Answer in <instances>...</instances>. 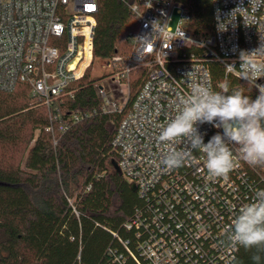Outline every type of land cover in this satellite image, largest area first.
<instances>
[{
	"label": "built area",
	"instance_id": "obj_1",
	"mask_svg": "<svg viewBox=\"0 0 264 264\" xmlns=\"http://www.w3.org/2000/svg\"><path fill=\"white\" fill-rule=\"evenodd\" d=\"M123 1L136 29L129 54L110 59L115 71L96 84L100 110L66 107L76 99L77 83L94 60L97 0H0V91L27 89L38 105L46 107V131L54 144L56 135L97 114H122L112 140L116 165L135 186L141 204L125 225L133 231L132 241L119 239V248L109 247L104 264H234L240 246L230 245L224 230L254 192L264 189V171L237 159L227 178H214L200 152H193L183 166L165 171L160 161L173 145L160 144L157 136L176 114L180 98L190 92L188 72L194 71L197 81L217 91L227 77L238 79L237 72L226 66L235 62L238 69L240 52L260 47L264 4L254 8L249 0H208L212 33L198 39L186 27L189 14L181 1ZM174 12L177 21L171 27ZM154 21L163 29L164 44L157 38L155 51L151 44L143 49L137 39L151 41ZM177 29L184 31L185 39L169 40ZM209 62L223 67V81L213 82ZM137 69L143 71V80L130 101ZM256 84L264 85V78ZM198 130L205 143L223 131L207 123ZM233 153L237 155L235 147Z\"/></svg>",
	"mask_w": 264,
	"mask_h": 264
},
{
	"label": "trees",
	"instance_id": "obj_2",
	"mask_svg": "<svg viewBox=\"0 0 264 264\" xmlns=\"http://www.w3.org/2000/svg\"><path fill=\"white\" fill-rule=\"evenodd\" d=\"M92 44L93 61L131 50L136 26L123 0H97ZM186 7L187 29L194 38L212 33L208 0H179ZM215 84L224 80L223 67L208 63ZM87 70L78 81L72 110H100L102 102ZM143 71L135 70L130 101L140 87ZM229 88L249 84L229 76ZM48 109L38 105L27 89L0 91V264H104L109 247L133 239L125 225L140 206L129 182L116 170L112 140L122 114H97L57 137L46 131ZM264 171V167H258ZM76 212V213H75ZM255 250L240 247L234 264H254ZM260 264H264L261 254Z\"/></svg>",
	"mask_w": 264,
	"mask_h": 264
},
{
	"label": "clouds",
	"instance_id": "obj_3",
	"mask_svg": "<svg viewBox=\"0 0 264 264\" xmlns=\"http://www.w3.org/2000/svg\"><path fill=\"white\" fill-rule=\"evenodd\" d=\"M249 3L259 8L264 0H249ZM157 22H152L151 41L137 39L142 42L143 49L151 44L154 50L155 39L162 40L163 29L156 27ZM155 33H159V37ZM177 38L185 39L184 31L177 29L175 37H168L171 41ZM261 41L257 49L240 52L238 69L235 62L226 66L237 72L239 80L247 81L250 89L252 86L258 89L259 95L255 99L242 86L230 89L228 85H223L217 91L197 81L194 71L186 74L190 92L180 98L176 114L160 129L157 136L160 144L173 145L160 161L165 171L183 166L193 152L203 155L207 173L214 178H227L237 159L252 168L264 167V85L256 84L258 79L264 78V34ZM171 44L167 48L170 49ZM205 123L222 129V134L216 133L205 143L198 130V126ZM176 144L182 147L178 149L174 146ZM233 147L237 153L235 156ZM224 231L230 245L248 251L254 249L252 260L254 264H260L261 254H264V189L254 192L251 202L239 210Z\"/></svg>",
	"mask_w": 264,
	"mask_h": 264
},
{
	"label": "rangeland",
	"instance_id": "obj_4",
	"mask_svg": "<svg viewBox=\"0 0 264 264\" xmlns=\"http://www.w3.org/2000/svg\"><path fill=\"white\" fill-rule=\"evenodd\" d=\"M176 21H177V15L174 12L172 14V21H171V27H175L176 25ZM120 53H121V57H126L129 52L127 50V48L125 47H120ZM110 61H93L92 66L88 69L90 76L91 77H95V78H100L99 81H101L102 77L108 75V74H112L115 71V65L113 63H109ZM107 64L110 66L108 67ZM101 84V82L99 83V85ZM131 92V89H130Z\"/></svg>",
	"mask_w": 264,
	"mask_h": 264
},
{
	"label": "water",
	"instance_id": "obj_5",
	"mask_svg": "<svg viewBox=\"0 0 264 264\" xmlns=\"http://www.w3.org/2000/svg\"><path fill=\"white\" fill-rule=\"evenodd\" d=\"M112 164L114 165V167L116 168V170L119 172L118 168H117V165L115 164V162L113 161ZM130 189L135 192L136 189H135V186L133 184H130Z\"/></svg>",
	"mask_w": 264,
	"mask_h": 264
}]
</instances>
